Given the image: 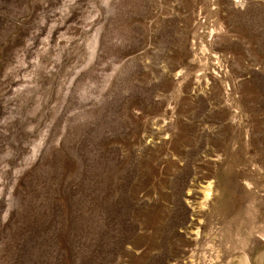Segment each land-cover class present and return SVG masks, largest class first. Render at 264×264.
Segmentation results:
<instances>
[{
  "label": "rangeland",
  "instance_id": "1",
  "mask_svg": "<svg viewBox=\"0 0 264 264\" xmlns=\"http://www.w3.org/2000/svg\"><path fill=\"white\" fill-rule=\"evenodd\" d=\"M0 264H264V0H0Z\"/></svg>",
  "mask_w": 264,
  "mask_h": 264
}]
</instances>
